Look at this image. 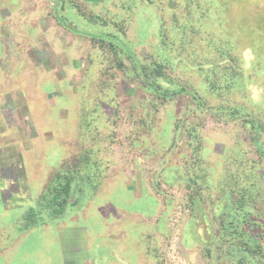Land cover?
I'll return each mask as SVG.
<instances>
[{"label":"rangeland","instance_id":"1","mask_svg":"<svg viewBox=\"0 0 264 264\" xmlns=\"http://www.w3.org/2000/svg\"><path fill=\"white\" fill-rule=\"evenodd\" d=\"M223 6L0 0V264H236L217 248L231 179L254 181L264 227V37L243 42ZM108 35L135 59L104 54ZM86 151L97 169L77 204L27 228L51 176Z\"/></svg>","mask_w":264,"mask_h":264},{"label":"trees","instance_id":"2","mask_svg":"<svg viewBox=\"0 0 264 264\" xmlns=\"http://www.w3.org/2000/svg\"><path fill=\"white\" fill-rule=\"evenodd\" d=\"M220 1L224 5V9L228 7L230 8L233 18L236 15H239L242 18L243 27H247V33L246 36L243 37V42H245L244 38L247 39L248 37H253L251 29L254 27L256 29V26L258 29H260L259 27L263 29V32L254 30V33L257 32L255 33L257 41L259 40V37H264V10L262 7H257L253 4V0H246L248 1L246 4H243V0ZM253 6L256 9V14L249 13L246 17H243V9L246 11L253 8ZM55 9L57 10L56 7ZM78 11L80 12V10ZM61 21L66 23L65 19H60V22ZM106 37H109L110 39L112 37V41L105 40L107 45L104 54L107 52V56L110 59L115 60L119 66L122 65V55L127 56L128 58H134L128 49H124L121 45L119 46L116 44L117 39L114 36L110 37L108 35ZM103 39L104 38L102 37L100 38L101 42L104 41ZM96 40H98V38ZM257 46L259 47L258 53L264 55V41H261L260 46ZM136 61L135 65L139 68L135 67L134 71L138 77L144 78L146 90H151V93L162 102L167 101L169 98V92L161 89L160 85L154 81L150 82V75L148 74L147 66L144 62L139 61L138 59H136ZM151 75L156 79L160 78L161 67H154ZM181 92L186 91L182 89ZM243 119H245V117H243ZM84 125L87 126L90 124L85 122ZM176 129H178L177 125H175V130ZM89 152L90 151L82 152L79 158L76 159V162L71 164L65 162V164L55 171L49 179L45 191L37 201L36 206L29 209V212L24 219L25 222H32L31 224H25L27 228L42 225L36 223L40 217H43L42 215H48L49 220L58 219L62 217L68 207H73L77 204L76 202L73 203L71 199H73L76 191L79 189V179L82 180L84 177L81 175V172L83 170L86 174L92 172V175L97 169L95 158L92 157ZM261 152L262 155H264V151ZM91 175H88V177ZM231 180H233L230 184H233L231 187V189L233 188L231 190L232 195L234 193L239 194L242 187L243 191L241 192V195L235 194V197L232 195H226L225 197L227 199L224 202L226 203L227 213L219 218L221 229L217 232V238L221 244L217 245V248L222 249L223 245L227 244L226 247H224L223 253L230 255L231 257L233 256V253L238 251L239 255L234 258L236 264H263L262 257L264 247L262 243L264 241V227L259 220V216L256 214L258 213V207L256 204L258 191L254 188V181H248L247 185H240L238 178ZM252 180H255V178H252ZM39 223H42V221ZM253 230L256 231L255 234L251 233ZM248 257H251L252 261L248 262Z\"/></svg>","mask_w":264,"mask_h":264}]
</instances>
